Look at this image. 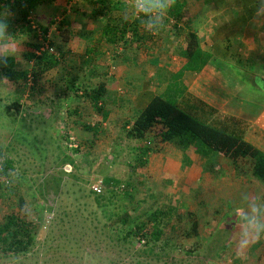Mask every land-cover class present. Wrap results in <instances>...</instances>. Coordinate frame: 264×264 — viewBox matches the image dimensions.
<instances>
[{
    "label": "rangeland",
    "instance_id": "rangeland-1",
    "mask_svg": "<svg viewBox=\"0 0 264 264\" xmlns=\"http://www.w3.org/2000/svg\"><path fill=\"white\" fill-rule=\"evenodd\" d=\"M98 7L97 0L40 5L30 13L31 31L16 12L0 11L8 32L22 41L19 69H31L25 54L35 44L60 59L24 91L9 80L8 90L0 88V150L14 162L12 175L0 178V221L14 212L35 225L31 249L0 253V264H264V239L238 253L235 215L241 193L264 198L263 181L239 174L224 156L209 161L210 176L201 183L159 180L146 170L150 155L177 147L160 141L158 124L144 139L126 134V121L151 93L185 107V81L170 74L185 65L192 22L175 27L167 14L158 35L129 27L112 40L107 12L92 16ZM110 7L121 18L122 5ZM101 82L109 85L105 119L85 93ZM161 209L167 217L154 241L151 225ZM137 221L148 224L147 237L130 232Z\"/></svg>",
    "mask_w": 264,
    "mask_h": 264
},
{
    "label": "trees",
    "instance_id": "trees-1",
    "mask_svg": "<svg viewBox=\"0 0 264 264\" xmlns=\"http://www.w3.org/2000/svg\"><path fill=\"white\" fill-rule=\"evenodd\" d=\"M54 1L0 0V11L16 12L19 14L23 25H25L24 27L31 31L33 25L29 18L30 13L40 5L53 3ZM113 1L97 0L100 10H93L92 16L97 17L99 14L97 12L102 10L107 12L105 27H110L108 32L112 40L118 39L119 36H124L129 31V27H132V33L137 34L138 30L136 27H140L138 21L130 20L125 22L121 18L112 16L113 9L110 4L113 3L116 9H120V6L123 5L122 1H117V3ZM106 2H108V5H106ZM168 17L174 20L175 27H180V22L183 20L189 21L186 0H176V4L169 11ZM63 23L71 26V21L69 22L68 18H64ZM33 46L35 48L25 54V58L32 63L31 69H19L16 65L15 57L9 58L7 66H0L1 72L5 77L17 87H21L23 91L27 88L31 77L33 80L38 81L44 73L60 64V59L56 55L41 49L42 46L39 44ZM183 52L187 62L182 70L176 73L178 77H182L185 71H201L210 59V54L201 48L197 36L192 30L187 35V44ZM108 90L109 85L104 82L85 89V93L91 100L93 107L102 111L104 119L109 114L103 111L102 101ZM15 102L19 106L18 100ZM156 124L160 125L157 135L162 143L174 145L184 153L194 150L207 159L208 165L210 160L224 156L233 164L235 171L240 172L239 174L251 172L253 176L264 182L263 150L239 134L224 131L197 119L182 109L176 102L165 98L161 94L151 96L138 115L131 121H126V134L133 139H144ZM88 128L95 132L98 131L95 126L88 125ZM243 159L248 162L249 167H241L239 162ZM184 160L186 164L191 162L187 155H185ZM13 170V160L0 150V178L11 176ZM0 188L2 187L0 186ZM161 211L159 213L161 215L154 213L153 222L152 219H149L152 222L153 231L151 233L148 232V224L143 221L139 223L137 221L130 232L133 234L141 233L142 237H147L148 232L154 241H158L162 234L161 225H163L164 218L167 217V212L162 209ZM128 221L129 219L126 217L124 223L127 224ZM193 226L194 231L197 232V222H194ZM34 229L35 225L32 221L14 212L7 214L3 221H0V253H23L29 251L34 241Z\"/></svg>",
    "mask_w": 264,
    "mask_h": 264
},
{
    "label": "crops",
    "instance_id": "crops-1",
    "mask_svg": "<svg viewBox=\"0 0 264 264\" xmlns=\"http://www.w3.org/2000/svg\"><path fill=\"white\" fill-rule=\"evenodd\" d=\"M186 2L192 29L210 59L201 71L182 75L187 95L185 107L179 106L199 120L243 136L264 151V90L246 79L249 75L253 80L257 71H264V17L256 16L255 0ZM180 60L187 62L185 57ZM176 72L169 74L176 76ZM147 166L148 175L155 172L157 179L164 175L183 185L201 183L210 176L204 156L178 148L162 147L150 155Z\"/></svg>",
    "mask_w": 264,
    "mask_h": 264
},
{
    "label": "clouds",
    "instance_id": "clouds-1",
    "mask_svg": "<svg viewBox=\"0 0 264 264\" xmlns=\"http://www.w3.org/2000/svg\"><path fill=\"white\" fill-rule=\"evenodd\" d=\"M175 4L176 0H123L120 15L123 21H138L145 32L158 35L165 29V19ZM254 11L257 17H264V0H255ZM8 28V18L0 16V66H7L9 58L20 55L22 41H17ZM8 85L7 77L0 78V88L8 90ZM254 85L264 90V71L256 72ZM240 199L241 206L235 209L239 228L236 246L242 254L264 239V198L245 192Z\"/></svg>",
    "mask_w": 264,
    "mask_h": 264
},
{
    "label": "built area",
    "instance_id": "built-area-1",
    "mask_svg": "<svg viewBox=\"0 0 264 264\" xmlns=\"http://www.w3.org/2000/svg\"><path fill=\"white\" fill-rule=\"evenodd\" d=\"M41 49H43V50H44V47H41Z\"/></svg>",
    "mask_w": 264,
    "mask_h": 264
}]
</instances>
